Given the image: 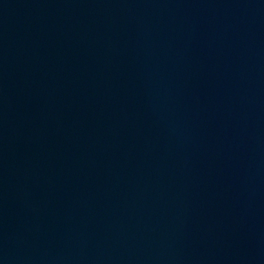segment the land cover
Instances as JSON below:
<instances>
[{
  "label": "water",
  "instance_id": "water-1",
  "mask_svg": "<svg viewBox=\"0 0 264 264\" xmlns=\"http://www.w3.org/2000/svg\"><path fill=\"white\" fill-rule=\"evenodd\" d=\"M0 264H264V0H0Z\"/></svg>",
  "mask_w": 264,
  "mask_h": 264
}]
</instances>
